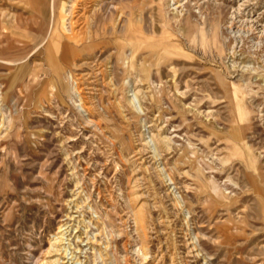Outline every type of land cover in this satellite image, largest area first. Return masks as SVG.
Returning a JSON list of instances; mask_svg holds the SVG:
<instances>
[{"label": "rangeland", "instance_id": "1", "mask_svg": "<svg viewBox=\"0 0 264 264\" xmlns=\"http://www.w3.org/2000/svg\"><path fill=\"white\" fill-rule=\"evenodd\" d=\"M53 1L55 68L35 50ZM109 1L0 0V264L47 258L60 229L69 264H264V44L243 34L230 78L229 10Z\"/></svg>", "mask_w": 264, "mask_h": 264}, {"label": "bare ground", "instance_id": "2", "mask_svg": "<svg viewBox=\"0 0 264 264\" xmlns=\"http://www.w3.org/2000/svg\"><path fill=\"white\" fill-rule=\"evenodd\" d=\"M93 1H96V0H93ZM235 1H237V0H235ZM240 1L241 2H238V5L235 6L233 4L229 5L226 2V0H203V1L202 0H196V3L198 6H200V8L213 6L216 9H219V11L220 10H222V11L229 10V17H228L227 22L224 24L223 28H224V30L228 31L227 32L228 34L232 33V36L235 38L234 45H232L233 47L230 50H228L229 51L228 56H229V59L231 61V63L229 64L228 67L231 68V70L233 71V72L230 71L228 73V77H230V78H234V74H236V71L240 70L241 68H244L246 70L248 68L249 69L251 68V66H248L246 64L242 65L241 62L236 61V58L239 56L238 54L241 51L239 43L242 42L243 34L252 33V41L251 42L253 43V47L264 44V23H261L260 20L258 19V17H254L253 15L247 14L244 17V14H246V12H244V10L246 9V6L248 7L247 0H240ZM64 2L65 1L60 2V6H59L58 10L56 8V5L54 4V1L52 2V8H53V10H52V15H53L52 17L53 18L52 19L53 20H51L50 26L48 28L47 34L45 35L44 39L35 48V50H36L37 48L40 49L41 47L46 46L48 58H50L49 62L53 68H55V66H56L54 64L55 62L53 60L54 53H56V52L58 53L59 49H61L62 47H64L63 51H66L67 49L72 47V45H70L69 41L67 40L66 34L61 31L62 26L60 24H58V26L55 24V21L57 20L56 15L59 17L58 18L59 22H61L60 21V15H61L62 11L65 9V3ZM102 2L104 5H106V4H109V2H111V1L102 0ZM102 2H101V4H102ZM189 2H190L189 0H179V1L176 0L170 6H173V9L182 8V10H184V9L186 10L187 9L186 7L188 6ZM105 7H107V6H105ZM250 9H252V8H250ZM57 11H58V14H57ZM63 42H64V44H63ZM61 45H64V46H61ZM30 55H32V52L30 53ZM131 66L132 67L129 70V75H128L129 78H132L134 76V72H135V68L133 67V64ZM11 85L12 84H10V86ZM10 86H6L2 90L3 96L2 97L0 96V103L5 100V94L4 93L7 90H9ZM68 90H69V96L73 99L74 96H73V93L71 92V88H68ZM137 93H138V91H136L135 97L138 96ZM235 94H237V93H235ZM239 95H238V97H239ZM240 100H242V99H240ZM132 101H134V100H131V102ZM80 108H81V112L83 113V115L87 113V109L83 105L80 106ZM207 113H209V111ZM262 115H264V114H262ZM243 117H244V115H243ZM86 121H88L89 123H92V120L88 117H86ZM245 123L251 124V123H248L245 121H241V124H245ZM241 131H242L241 129H240V131L235 130V132L231 136L233 141H237V139L240 140V138L242 136ZM161 140H163V138ZM247 145H248V143L244 144L242 142L241 143L239 142L238 144L236 143L235 146L238 147L237 148L238 151H240L242 148L246 149L247 155H246V158L244 160H246L247 164L249 163L247 168L250 169L252 181H254L257 184L258 182H262L263 171H261L260 168L257 167L256 159L254 160V154H251L250 149L248 147H246ZM152 148L155 151L157 150L156 145H153ZM169 180L172 181L171 178H169ZM216 191H218L217 188H215V192ZM262 195L264 196V194H262ZM137 222L142 224L143 219H142L141 215L138 216ZM61 232H62V230L60 229L58 234L53 237V241L50 242L51 244H50L49 248L46 250V254H48L47 258H45V259L37 258L35 261H33L34 264H69V260L68 261L63 260L64 258H68V256H67L68 253H67V250L61 246V244H62V235H60ZM196 238L198 239V234L196 235ZM193 244H195V243H193V241L185 242V248L189 249L188 252H194L196 250L197 245H193ZM188 252H187V254H188ZM136 254H137L139 259L142 258V259L146 260L148 257H150L151 252H150L148 246L144 245V246L138 248V250H136ZM49 257H52V258H49ZM71 258H73V257H71Z\"/></svg>", "mask_w": 264, "mask_h": 264}]
</instances>
